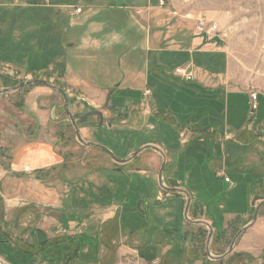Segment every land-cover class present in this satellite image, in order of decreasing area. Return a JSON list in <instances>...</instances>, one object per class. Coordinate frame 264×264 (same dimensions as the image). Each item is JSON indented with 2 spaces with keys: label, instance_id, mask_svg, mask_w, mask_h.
<instances>
[{
  "label": "rangeland",
  "instance_id": "rangeland-1",
  "mask_svg": "<svg viewBox=\"0 0 264 264\" xmlns=\"http://www.w3.org/2000/svg\"><path fill=\"white\" fill-rule=\"evenodd\" d=\"M32 2L0 0V88L30 78L46 79L61 87L67 93L69 110L75 120L89 110L101 112L78 123L84 140L101 143L120 158L128 157L146 144L158 147L165 157L163 184L187 190L191 205L186 219L185 195L159 186L161 153L146 149L124 163L122 172H116L115 166L119 164L107 153L77 141L61 94L45 85L33 84L0 94V106L6 112L2 122L18 121L17 126L23 130L28 126L34 128L36 121L27 115L23 106L26 94L38 88L47 91L38 96V104L48 116L53 114L47 128L56 138L64 163L45 178L44 184L53 188L54 194L48 197V204H43L34 188L29 189L26 182L13 178L10 172H1L8 167L10 148L0 146V172L4 173L0 190L9 192L0 199V219H5L0 220V231H8L7 238L12 243L18 239L34 244L48 240L46 248H36L35 264H194L207 261L209 228L196 222L203 220L214 229L209 252L224 253L237 230L251 220L253 211L250 212L248 205L230 218L226 227L221 228L225 236L216 241L215 233L222 230L215 227L212 219L216 216L218 223L225 224L229 214L227 209H220L219 200L244 202L249 187V202L252 193L264 195L262 173L253 175L241 171L240 179L235 174V143L230 137L233 129L225 132L223 125L220 132L218 125L195 120V116L199 118L197 114L189 117L182 110H179L182 116L164 107L161 110L147 79L140 89L133 90H118L116 87L120 85L115 81L105 88L104 100L89 99L78 85L75 88L58 81L65 76L63 68L55 70L51 64L62 66L68 56L63 36L57 38L66 21L61 22V27L56 22L53 24L54 0ZM166 4L176 13L188 15L195 26L200 17L217 24L218 30L209 33L211 37L207 38L220 39L223 50L221 57L206 55L204 58L207 67L199 74L206 79L205 87L227 79V89L251 85L254 90H264V0H170ZM173 54L165 59L169 64L164 72L157 68L156 74L152 63L146 73L152 84L156 79H164L161 85L168 99L177 97L178 87V83L168 80V75L173 77L174 69L189 59L185 51ZM218 87L226 90L224 86ZM249 99L248 96H243V101L235 98L239 126L251 122ZM257 104L259 107L254 111L260 120L264 116L261 96ZM208 108L212 113L215 110L213 104ZM205 119L211 117L208 115ZM225 176L235 185L225 183ZM214 190L218 192L213 193ZM203 192L212 204L200 199L205 195ZM216 194L220 196L218 201ZM196 198L203 202L202 213L194 203ZM138 205L141 211L145 208V217L137 210ZM75 236L80 243L72 245ZM233 252L234 248L229 255Z\"/></svg>",
  "mask_w": 264,
  "mask_h": 264
},
{
  "label": "crops",
  "instance_id": "crops-1",
  "mask_svg": "<svg viewBox=\"0 0 264 264\" xmlns=\"http://www.w3.org/2000/svg\"><path fill=\"white\" fill-rule=\"evenodd\" d=\"M162 1L165 5H162ZM169 1L54 0L56 12L53 15V24L56 22L61 27V22L66 21L57 38L63 36L64 50L68 52V56L66 55L62 61L64 65L51 64L55 70L63 68L62 73L65 76L57 80L73 87L78 85L89 99L104 100L105 88L115 81L120 85L116 87L119 88L118 90L140 89L148 79L147 66L150 67L152 63L154 66L157 64L168 66L169 62L165 59L173 57V52L185 51L189 59L183 66L194 72V82L206 85V79H202L200 75L205 71V67L197 65L195 61L196 58L204 61V58L208 57L206 55L219 57L223 50L220 39L207 38L211 35L197 30L195 22L191 21L188 15L176 13L168 8L166 3ZM76 7H81V10L77 12ZM210 39H212L211 43ZM205 42L209 43L206 45ZM196 52L197 54H194ZM198 54L200 55L196 56ZM226 82L227 79H220L208 88L224 86L226 92L245 93L249 98L250 92L256 91L257 101L260 96L264 99V90H254L251 85L242 89H227ZM40 94H47V91L39 88L28 91L23 105L27 115L36 121L34 128L28 126L23 130V127L17 126L18 121L4 124L2 120H5L6 112L0 106L2 143L0 146L10 148L8 167L5 170L1 169V172H10L13 178L26 182L29 189L34 188L40 202L48 204V197L54 194V189L47 187L44 180L50 176L51 170L63 166L64 159L54 134L47 128L49 117L53 114L48 116L38 104ZM112 96L114 97L113 93ZM42 102L43 100L40 101ZM251 112V122L243 123L238 129L233 130L230 136L235 143L233 157L236 165L235 174L239 176L242 171L244 174L255 175L254 172H260L264 179V116L258 120L255 111ZM227 130L225 126L224 131ZM25 132L27 133L24 134ZM256 132L262 133L256 135ZM4 141L7 142L4 144ZM1 172L0 182L4 177V173ZM238 178L240 179V176ZM252 182L249 185L252 186ZM248 192L244 202L241 201L239 204L233 199L219 200L220 209H227L229 214L226 215L225 224L218 223L216 216L212 219L216 228L226 227L230 218L241 213L248 205L250 212H254V206L260 200L252 205V196L258 194L264 198V195L259 191L256 194L252 193L249 202ZM203 193L205 195H201L200 199L211 202L206 193ZM5 195H9V192L0 190V199ZM263 208L264 205L260 207L256 220L238 237L233 253L221 259H211L207 255L206 262L200 261L194 264H264V210L261 211ZM111 227L114 231V226ZM212 230L214 232V229Z\"/></svg>",
  "mask_w": 264,
  "mask_h": 264
},
{
  "label": "trees",
  "instance_id": "trees-1",
  "mask_svg": "<svg viewBox=\"0 0 264 264\" xmlns=\"http://www.w3.org/2000/svg\"><path fill=\"white\" fill-rule=\"evenodd\" d=\"M35 0H33L34 2ZM32 2V3H33ZM196 56H199L196 55ZM197 65H203L204 67H207L204 61L201 58H196ZM155 73L157 74L159 72L158 69H162L161 73L165 71V68H167L166 64H157V66H154ZM158 68V69H157ZM150 71V70H149ZM174 75V74H173ZM172 75V76H173ZM173 77L176 78L174 75ZM171 75H168V80H173L174 82L178 83L177 87V97L171 99L167 98V95L165 94V91L163 90V87L161 85L162 79H156L154 80L153 84L151 83V79H149V73H148V84L151 88V92L153 95V98L155 99L158 107L162 110L166 108L169 112H176L182 116L179 110H182L184 113V116L189 117L191 115H198V117H194L195 120L203 121V123L206 121H209L210 123H213L215 125H218V128H220V132L223 130V125L227 126V129H238L240 124H238V119L240 118L239 114V106H238V100L240 99L243 101V96H247L245 93L241 92H226L222 87L217 88H207L201 84H198L194 81H187L183 79H173ZM17 82L11 83L12 85H15ZM160 83V85H158ZM213 104L214 112H209L208 105ZM234 106V107H233ZM259 107V104H258ZM257 107V108H258ZM216 112V115L214 114ZM211 117V119H205L208 115ZM242 125V124H241ZM205 128L202 130L204 131ZM206 130V129H205ZM208 144H210L209 141H207ZM125 164H119V166H115L118 168L116 172L120 173L122 172L123 167ZM122 174V173H121ZM224 181V179H223ZM225 182V181H224ZM229 184L228 182H225ZM235 185V184H234ZM169 187H176V186H169ZM124 189V186L122 187ZM218 191L214 190L213 193H217ZM118 193V191H116ZM216 196V201L220 199L219 195ZM140 200V199H139ZM139 200H136L138 202ZM194 203L199 206V212L202 213L203 207H202V201L200 199H195ZM212 204V200H211ZM191 205V203H190ZM137 210L142 214H144L143 217H145V208L143 211H141L140 207H136ZM190 208V206H189ZM189 211V210H188ZM200 224V223H198ZM116 226V225H115ZM116 231V229H115ZM8 231H5V229L0 231V253L10 262L14 264H35L33 263L34 255L36 254V248L41 247V249L44 247L46 248V245L48 243V240H43L41 243H27L26 241H23L21 239H18V242L12 243L7 237ZM236 232V231H235ZM117 233V231H116ZM225 236V231H221L220 233H215V240H219ZM73 239V238H72ZM67 241L68 240H64ZM72 245H75L77 243H80L78 237H74V241L72 240ZM13 244V245H12ZM80 249V246L77 248V255L79 256L80 252L78 251ZM79 252V253H78ZM73 260V259H72ZM211 264V263H209Z\"/></svg>",
  "mask_w": 264,
  "mask_h": 264
},
{
  "label": "water",
  "instance_id": "water-1",
  "mask_svg": "<svg viewBox=\"0 0 264 264\" xmlns=\"http://www.w3.org/2000/svg\"><path fill=\"white\" fill-rule=\"evenodd\" d=\"M33 84H42V85H45V86H47V87H49L51 89H54V90L58 91L61 94L62 98H63V104H64L65 113L68 116V118L70 120V123H71V125L74 128V132H75L77 141H79L80 143H83V144H85L87 146H92V147L99 148L100 150H102L105 153H107L116 163L124 164V163L128 162L133 157H135L136 155H138L139 153H141L142 151H144L146 149H153V150H156L159 153H161V155L163 157V160H162V162L160 164V168H159V171H158V184H159L160 187H162L165 190H168L170 192L183 193L185 195L186 202H185L183 215H184V217L186 219H188L187 214H188L189 206H190V203H191V196L188 193V191L183 189V188H180V187H167V186H165L163 184V182H162V172L164 170L165 157H164V154L160 151V149L158 147H156L154 145H151V144H146V145L138 148L134 152H132L128 157L120 158V157H117L113 153V151L110 148H108L107 146H105V145H103L101 143L95 142V141H91V140H87L86 141V140H84L82 138V136H81V132H80V128L78 126V123L84 122L88 118V116H90V115H94V114L101 115V112L98 111V110H89V111H86L85 113H83L78 118V120H75L74 117L72 116L70 110H69V101H68V97H67L66 91L64 89H62L61 87L55 85L54 83H52L50 81H47L46 79L30 78V79H27V80H24V81H20V82L16 83L15 85H12L10 87L0 88V94L8 92V91L17 90L19 88H22V87H25V86H30V85H33ZM101 121H102V119H101ZM257 200H260V201H259V203H257V205H255V202ZM251 204L255 205L252 219L247 224H245L244 226H242L240 229L237 230V232L232 237V239H231V241L229 243V246L226 249V251L224 253L220 254V255H217V256H213L208 250V246H209L210 239H211V236H212V227H211V225L208 222H206V221L196 220V222L201 223V224L203 223L206 226H208V228H209V232H208V236H207V240H206V247H207L208 256L213 257V258H217V259H221V258L225 257L227 254H229L233 250L234 245H235L238 237L246 230V228H248L256 220L260 207L262 205H264L263 196L258 195V194L254 195L253 199L251 201Z\"/></svg>",
  "mask_w": 264,
  "mask_h": 264
},
{
  "label": "built area",
  "instance_id": "built-area-1",
  "mask_svg": "<svg viewBox=\"0 0 264 264\" xmlns=\"http://www.w3.org/2000/svg\"><path fill=\"white\" fill-rule=\"evenodd\" d=\"M41 3L47 2L48 0H38ZM75 10L77 12H79L81 10V8L76 7ZM196 28L197 30L201 31V32H207V33H212L217 29V24L215 23H209L207 22L203 17H200L197 20L196 23ZM173 74L175 76L180 77L183 80H187V81H193L195 79V74L192 70L188 69L186 66H178L174 69ZM257 92L256 91H251L250 92V99H251V108L252 111L256 110L258 107L257 104ZM225 182H228L231 186H234V183L232 182V180L225 176L223 177ZM0 264H14L12 262H10L9 260H7L1 253H0Z\"/></svg>",
  "mask_w": 264,
  "mask_h": 264
},
{
  "label": "bare ground",
  "instance_id": "bare-ground-1",
  "mask_svg": "<svg viewBox=\"0 0 264 264\" xmlns=\"http://www.w3.org/2000/svg\"><path fill=\"white\" fill-rule=\"evenodd\" d=\"M165 166V165H164ZM164 171V170H163ZM169 187V186H168ZM208 255V254H207ZM213 256H217V255H213ZM209 258H211V259H214L213 257H210V256H208Z\"/></svg>",
  "mask_w": 264,
  "mask_h": 264
},
{
  "label": "flooded vegetation",
  "instance_id": "flooded-vegetation-1",
  "mask_svg": "<svg viewBox=\"0 0 264 264\" xmlns=\"http://www.w3.org/2000/svg\"><path fill=\"white\" fill-rule=\"evenodd\" d=\"M253 216V215H252ZM252 219V218H251Z\"/></svg>",
  "mask_w": 264,
  "mask_h": 264
}]
</instances>
